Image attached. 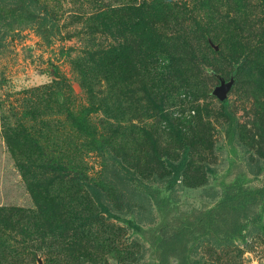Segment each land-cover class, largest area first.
Instances as JSON below:
<instances>
[{"label": "rangeland", "instance_id": "rangeland-1", "mask_svg": "<svg viewBox=\"0 0 264 264\" xmlns=\"http://www.w3.org/2000/svg\"><path fill=\"white\" fill-rule=\"evenodd\" d=\"M146 1L40 0L60 35L48 43L32 25L3 31L0 213L12 219L15 229L0 226V264H157L153 241L169 214L211 208L230 188L264 186V85L260 72L251 68L256 54H264V0L240 5L237 0H169L173 14L184 9L188 14L167 21L164 32L180 45H210L213 49L203 51L218 74L198 76L197 90L191 91L174 80L160 111H148L140 92L134 70L140 69L138 44L116 21L104 23L124 4ZM232 42L247 60L236 50L229 53ZM118 45L134 49V69L130 59L115 61L111 51ZM92 106L103 108L90 116L97 133L120 144L112 146L131 169V179L152 188L140 187L148 202L133 206L136 201L126 196L123 212L109 215L66 181L82 173L101 181L103 157L87 150L91 137L73 127L72 114ZM15 141L22 150L14 154L10 142ZM32 189L48 191V199L67 207L64 216L58 215L63 229L53 230L54 235L44 230V239L26 236L39 219ZM255 211L259 221L250 223L234 244L198 243L195 264H264V202Z\"/></svg>", "mask_w": 264, "mask_h": 264}, {"label": "trees", "instance_id": "trees-1", "mask_svg": "<svg viewBox=\"0 0 264 264\" xmlns=\"http://www.w3.org/2000/svg\"><path fill=\"white\" fill-rule=\"evenodd\" d=\"M244 1L237 0L236 5H240ZM212 2L220 3V0H212ZM148 3L146 1L144 4H135V2L124 4L122 9L113 10L104 19V23L116 21L119 27L125 29L126 35L131 37L132 44H138L140 69H134L133 48L118 45L112 49L111 53L115 55V61L130 59L129 63L133 69L139 71L140 92L143 93V99L150 106L148 111H160L164 109L165 100L167 101L174 91V80L185 83L184 90L191 91L197 90L198 85L195 83L198 76H212V79L213 76L217 77L218 73L214 71V62L209 60L204 52L205 49L207 51L213 49L210 45H206V42H203L204 44L180 45L178 42L171 41L166 31L164 32L167 21L186 19L187 15L183 14H188V10L184 9L179 14H173L174 11L167 7V4L171 6L169 0H150ZM186 3L187 1L184 4ZM190 14L193 13L190 12ZM241 18L247 17L245 14H241ZM14 25L34 26L38 34L44 37L48 43L53 37L61 34L55 18L42 6L40 0H0V45H2L3 31L10 30ZM231 45L230 54L236 50L239 58L244 56V59H248L237 45L233 42ZM181 46L185 47L188 51L187 54L183 53L184 49H181ZM220 47L222 46L220 45ZM222 52L219 51V54ZM212 53L216 55L214 51ZM256 56L258 58L255 62L252 61L251 68L260 72L258 76L259 79L263 78L261 83L264 85V60L260 59L264 54L258 52ZM208 69L212 73H209ZM206 87L208 86H204V89ZM101 109H103L102 106L97 108L92 106L88 111L82 110L77 115L72 114L73 127L82 135L91 137L88 142L86 141L88 143L86 149L97 152L104 159L101 181L93 182L89 176H84L83 173L67 180L65 176L68 175H65L63 180L77 184L88 198L97 202L102 210L110 215L111 211L123 212L124 207L128 205L124 199L126 196L130 197V200L136 201L131 202L133 206L138 201L148 202L140 187H145L147 192H153V190L150 187L147 188L144 183L131 179V169L118 157L112 146L120 144L108 141L103 135L97 133L98 128L93 126L90 116ZM116 109L119 113L121 112L120 108ZM115 117H118V114ZM143 131L146 129L143 128ZM9 139L11 138L9 137ZM10 144L12 148L14 147V154L16 151L22 150L19 141H15L14 144L10 142ZM36 145L38 144L35 143L34 146ZM186 161L187 154L185 152L181 167ZM58 169L62 173H64L62 169L66 170L60 167ZM178 177L179 171L176 172L174 180H177ZM32 191L38 207L39 219L36 220L37 224H32L26 236L32 240L36 239L33 237L35 235L44 239V230H49V233L54 235L53 230L63 229L60 226L62 220L58 215L64 216L63 211L67 207L62 206L61 201L56 202L54 197L48 199L49 192L46 190L38 193H35L33 189ZM263 202L264 186L254 189L239 186L227 189L220 201L211 208L194 209L189 213L183 212L173 217L169 214L164 220L161 236L159 235L153 241L158 259L157 264H195L192 257L194 249L198 243L205 239L213 240L219 246L234 244L238 239L244 237L243 232L250 223L259 221L260 218L255 210ZM2 211L0 210V212ZM0 226L4 229H15L12 219L2 216L1 213ZM64 228L67 230L66 225ZM32 230L37 234H33ZM1 245L3 244L0 243Z\"/></svg>", "mask_w": 264, "mask_h": 264}, {"label": "water", "instance_id": "water-1", "mask_svg": "<svg viewBox=\"0 0 264 264\" xmlns=\"http://www.w3.org/2000/svg\"><path fill=\"white\" fill-rule=\"evenodd\" d=\"M218 96H219V98H220L221 100H225V99H226V92L220 90V91L218 92Z\"/></svg>", "mask_w": 264, "mask_h": 264}]
</instances>
